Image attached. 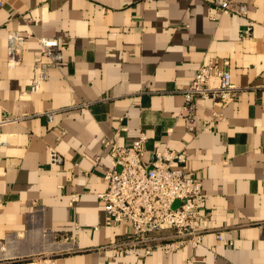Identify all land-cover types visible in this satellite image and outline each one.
<instances>
[{
    "label": "crops",
    "instance_id": "0c3cea01",
    "mask_svg": "<svg viewBox=\"0 0 264 264\" xmlns=\"http://www.w3.org/2000/svg\"><path fill=\"white\" fill-rule=\"evenodd\" d=\"M2 1L0 264H135L107 247L129 226L105 224L98 194L111 168L103 138L129 145L142 130L146 159L184 151V171L209 194L201 244L156 248L144 264H264V0L229 10L215 0ZM11 31L67 46L38 90L42 46L29 40L11 64ZM212 58L229 60L240 89L226 104L198 98L200 130L191 131L182 90ZM214 111L222 117L201 130ZM51 147L62 163H50Z\"/></svg>",
    "mask_w": 264,
    "mask_h": 264
},
{
    "label": "built area",
    "instance_id": "2783aa9c",
    "mask_svg": "<svg viewBox=\"0 0 264 264\" xmlns=\"http://www.w3.org/2000/svg\"><path fill=\"white\" fill-rule=\"evenodd\" d=\"M232 2L215 0L224 10H229ZM3 5L4 2L0 0V7ZM246 12L247 6L240 4L238 13ZM31 39L42 46L39 71L31 87L32 90H38L41 82L47 79L49 68L63 64V53L67 46L58 37L32 33L24 35L11 31L8 34V59L11 64L21 62L25 45ZM229 66L227 59L212 58L197 69L189 86L182 90L185 104L179 116L185 119L188 130H200L198 98L226 104L236 97L240 88L233 83ZM75 105L83 107L87 103ZM47 114L50 119L54 116V112ZM221 117V112L214 111L211 119L204 121L201 130L212 129L214 122ZM147 140L144 130L129 145H119L109 137L102 140V145L111 156V168L104 174L108 188L98 194L105 208V224L117 227L127 223L129 226L125 234L107 247L112 249L114 255L125 253L135 256V264H144L145 257L156 248H163L170 253L186 245L194 248L199 246L204 234L203 207L209 199L202 178L184 171L182 164L187 159L184 151L165 147L146 159ZM63 160V155L51 147L50 163L57 165ZM78 199L79 195L73 194L71 204ZM217 237L223 240L221 233Z\"/></svg>",
    "mask_w": 264,
    "mask_h": 264
}]
</instances>
